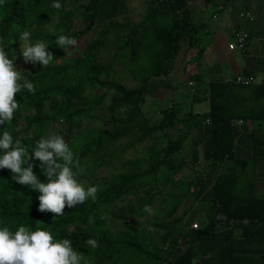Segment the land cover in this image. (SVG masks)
Listing matches in <instances>:
<instances>
[{"label":"trees","instance_id":"16d2710c","mask_svg":"<svg viewBox=\"0 0 264 264\" xmlns=\"http://www.w3.org/2000/svg\"><path fill=\"white\" fill-rule=\"evenodd\" d=\"M153 1L156 6L147 9L139 22L125 18L129 11L126 0H59L60 9L51 6L54 0H4L0 4V39L8 59L14 63L21 56L19 37L24 31L31 33L33 44L44 42L54 56L47 67L30 62L36 72L25 70L20 74L18 83L23 84L26 78L35 92L21 88L15 94L19 108L11 122L0 126V136L8 131L13 141L19 139L30 154L36 141L49 133L63 136L73 153L77 182L86 189L98 187L95 199L89 197L74 208L66 206L62 216L51 212L45 216L37 213L40 193L13 181L10 170L0 169V226L13 234L21 225L29 231L51 230L54 242L71 241V247L82 255L81 264H194L190 247L197 240L213 236L220 200L231 201L232 226L241 229L243 239H264V199L254 195L253 184L245 177L247 163L233 158L231 125L233 119L264 122V115L238 113L236 102L230 100L236 94L235 85L212 84L204 89L200 101L208 100L209 110L203 114L184 115L174 105L164 109L155 121L143 115L148 82L170 75L183 44L187 49L195 46L199 31L187 10L175 19L158 9L160 0ZM119 16L122 21L116 20ZM90 32L96 38L78 55L56 43L60 35L77 40ZM102 52L123 65L137 83L135 88L121 86L115 80L114 61L97 62ZM98 89L103 92L88 95ZM87 97L89 100L82 104ZM106 98L110 100L107 112L111 130L97 127L73 136L80 120ZM18 120L24 121V129H32L23 138L15 134ZM59 121L68 125L67 132L60 128ZM206 121L211 128V169L217 167L218 171L220 164L233 161L231 167L215 176L213 198L199 199L191 190L194 180H185L178 158L193 130ZM170 130H176L174 138L169 137ZM250 137L253 158L264 160V132L254 129ZM116 142L121 145L114 148ZM128 149L136 155L133 159L124 158ZM196 154L191 148L193 162ZM77 160L83 177H87L88 161L95 170L114 168L108 179L92 174L91 182L84 184L75 167ZM33 170L41 182H47L39 161H34ZM159 194L166 195V211L160 218H146L148 212L143 209L151 207ZM181 205L185 209L176 217ZM197 210L203 211L205 221L202 227L192 228ZM142 218L146 220H138ZM90 238L98 242V247L86 244Z\"/></svg>","mask_w":264,"mask_h":264},{"label":"crops","instance_id":"0c3cea01","mask_svg":"<svg viewBox=\"0 0 264 264\" xmlns=\"http://www.w3.org/2000/svg\"><path fill=\"white\" fill-rule=\"evenodd\" d=\"M138 2L146 6L145 11L156 6L153 0ZM158 6L160 11L175 19L183 10H187L193 23L199 26L198 42L191 49L183 44L173 62L170 75L150 79L142 105L143 115L153 120L147 112L160 114L164 109L174 106L173 90L177 84L189 90V113L199 115L208 112V100H200L203 90L210 85L233 84L236 94L230 96V100L236 102L238 113L246 115L253 112L254 115H264V0H160ZM245 14L252 16L254 20L246 19ZM142 17L130 20L139 22ZM234 29L246 32L250 37L249 45L244 51L228 49V44L232 42L230 34ZM237 75L252 76L254 80L249 86L237 85L232 82ZM189 81L193 82L194 93L187 87ZM167 97L172 105L165 104ZM201 103H206V112H193L194 105ZM179 109L186 114L181 105ZM243 121L240 132L232 129L233 158L247 163L245 177L252 182L254 195L264 199V160L255 161L253 158L250 137L254 129L260 128L264 132V122ZM210 129L208 121L202 122L190 137L191 148H195L197 152V160L193 162L191 155L187 159L191 168L188 180H194L191 190L197 192L199 199L213 198L215 176L228 166L231 167L233 161L220 164L218 171L217 167L215 170L211 169ZM194 219L199 224L195 223L196 227H202L205 221L203 211L197 210L192 216V220ZM232 224L231 201L220 200L215 213L213 236L197 240L190 247L194 264H264V239H243L241 229L234 228Z\"/></svg>","mask_w":264,"mask_h":264},{"label":"clouds","instance_id":"9594fccd","mask_svg":"<svg viewBox=\"0 0 264 264\" xmlns=\"http://www.w3.org/2000/svg\"><path fill=\"white\" fill-rule=\"evenodd\" d=\"M3 2L4 0H0V4ZM51 6L55 9L62 7L59 0H54ZM19 40L20 55L25 63L31 62L33 65L38 63L41 67H47L53 60L54 56L47 51L44 42L38 41L35 44L31 42L30 32L21 33ZM56 43L61 49H69L74 48L78 41L74 37L60 35ZM20 79V72L14 67L13 61L8 59L3 41L0 39V126L6 121H12L14 112L19 108L15 94L20 92L21 88L33 94L35 92L32 82L24 78L23 84H19ZM120 111L124 109L121 108ZM19 121L15 123V132ZM0 152L3 153L0 155V169L10 170L13 181L40 193L38 197L40 212H37L40 215L47 216V213L51 212L56 216H62L66 206L74 208L89 197L95 199L98 187L89 186L86 189L83 184L77 182L75 176L78 173L72 169L73 153L61 135L49 133L47 138L42 137L36 141L30 154L19 139L14 142L12 134L4 131L0 136ZM34 161L40 162L41 171L47 177L46 183L41 182L35 174ZM75 167L83 172L78 160ZM143 211L153 213L149 206H145ZM22 218L26 220V216ZM53 234L51 230L39 228L29 231L23 225L13 234L2 224L0 264H81L82 255L71 247V241L59 239V242H54ZM86 244L92 248L98 247L95 239H88Z\"/></svg>","mask_w":264,"mask_h":264},{"label":"rangeland","instance_id":"374dc122","mask_svg":"<svg viewBox=\"0 0 264 264\" xmlns=\"http://www.w3.org/2000/svg\"><path fill=\"white\" fill-rule=\"evenodd\" d=\"M139 1V0H138ZM137 0H126L127 3V7L130 10V12H128L125 15V18L127 19H131L133 20H138L142 17V15L145 13V9L146 6H143L142 4H139ZM68 7H66L67 9ZM121 16L117 17L116 20L118 21H122ZM77 21V20H76ZM77 23V22H76ZM50 30H52L51 28H49ZM96 35L93 32H90L88 35L86 36H82L79 37L77 39L78 43L74 48H69V51L71 54L73 55H78L80 52H82L85 47L86 44H88L89 42H91L93 39H95ZM111 61L113 63L114 59L111 57L110 54H107L106 52H102L100 54H98L97 56V62L99 63H107ZM115 64V68H116V72L114 74L115 76V80L117 82L120 83L121 86L127 87V88H135L137 86V83L132 79V77L130 75H128V72L125 71L123 69V65L118 62V61H114ZM30 62L29 63H25L23 60V57L20 56L19 58H17V60L14 62V67L16 68L17 71L20 72V74L27 70V71H32V72H36L35 68H32L30 66ZM122 69V70H121ZM113 74L110 73L109 79H112ZM102 79V77H101ZM174 81L176 82L177 80L174 79ZM103 90H95L94 93H88V95L92 96L93 94H100L102 93ZM113 92V90H112ZM174 96H173V104L175 106H179L181 105L182 109L186 110V114L189 113L190 111V105L188 104V100L191 98V95L189 93V90L184 89L183 87H181L180 84H177L173 90ZM111 95H109L110 97ZM87 100H89V98L87 97L86 99L82 100V104H85L87 102ZM110 100L108 98H106L99 106H95L92 110V112L90 113L89 116L84 117L80 120L79 124L73 129V136H78L80 133H82L84 130H90L93 128H104V129H108L111 130L112 125L111 122L109 121V114L107 112V105L109 104ZM166 105H172L169 101V97H167L166 100ZM162 107V106H161ZM146 109V108H145ZM207 110V105L206 103H201L198 105H194V111L193 112H199V113H203L206 112ZM147 115H151L152 119L155 121L156 117L160 116V114H155L153 115L152 113L147 112ZM24 121H19V123L16 125V132L15 134L18 137H24L27 136L28 134L31 133L32 129H24L23 127ZM60 124V128L63 129V131L65 130L67 132V127L68 125L65 122L59 121ZM173 132H169V137L170 138H174L175 135L177 134L176 130H172ZM123 141V140H122ZM164 141V142H163ZM162 141V145H165V140ZM77 142V141H75ZM190 139L183 145V148L181 150V152L179 153V158L178 160L181 161V166L183 168V176L185 178L186 181H188L189 179V175L191 172V168L189 166L190 162L187 161L188 158H190V149H191V143H190ZM148 142H144L142 144H140L138 146V150L142 149L143 146L148 145ZM121 145L120 142H116V144L114 145V148H116L118 145ZM78 146V145H77ZM75 148V145L72 146V150ZM104 154V152L102 153ZM139 155V153L137 154ZM134 152H132L131 150H126L125 151V155L124 158L125 159H129V158H134ZM88 165V172L87 173V177H83L84 174L83 172L79 173V177H82L81 182H83L84 184H89L91 182L92 177H98L102 180L104 179H108L111 176V170L113 167L110 168H105V167H99L98 169H93L91 168V162L88 161L87 162ZM85 172V170H84ZM195 174V171L193 172ZM93 174V176H92ZM166 198L165 194H159L156 196V198H154V201L152 203V210L153 213L149 214L146 216V218H160L162 217V211H166V204L164 203V199ZM185 209V205H181L178 209V212L176 214V217L180 216L183 211ZM103 216H105V213H103ZM146 218H142V219H138L140 221H145ZM196 223L198 224V221L196 219L192 220V224ZM199 225V224H198ZM119 226V225H118Z\"/></svg>","mask_w":264,"mask_h":264},{"label":"built area","instance_id":"2783aa9c","mask_svg":"<svg viewBox=\"0 0 264 264\" xmlns=\"http://www.w3.org/2000/svg\"><path fill=\"white\" fill-rule=\"evenodd\" d=\"M245 18L249 19L250 21H253V17L249 16L248 14H245ZM231 38L232 42L228 44V49L229 50H235V49H240L241 51H244L247 46L249 45L250 37L246 32H242L239 30H232L231 31ZM253 77L252 76H243V75H237L236 77L233 78L232 82L237 85H242V86H249L253 82ZM187 87L190 89L192 93H194L193 89V82L189 81L187 83ZM244 124L243 120H232L231 125L234 128V130H237V132H240L239 128ZM192 228H198L196 227L195 223L192 224Z\"/></svg>","mask_w":264,"mask_h":264}]
</instances>
